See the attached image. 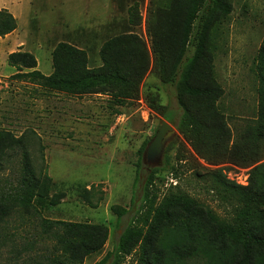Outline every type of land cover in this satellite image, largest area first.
<instances>
[{
	"label": "rangeland",
	"instance_id": "1",
	"mask_svg": "<svg viewBox=\"0 0 264 264\" xmlns=\"http://www.w3.org/2000/svg\"><path fill=\"white\" fill-rule=\"evenodd\" d=\"M228 1L231 11L217 18L207 48L212 76L223 91L215 110L224 121L230 146L258 125L254 66L259 49L264 47V0ZM25 3L30 15L24 23L19 20L14 38L21 39V52L35 57V69L43 76L56 70L64 76L76 75L80 67L76 57L83 58L82 70L113 64L128 72L136 65L146 66L137 97L119 103L112 91L73 94L50 89L37 78L16 77L30 70L17 71L7 59L2 61L0 51V131L21 141L19 147L7 141L0 144V194L16 185L26 157L35 176L46 170L51 180L48 200L54 202L42 211L34 204L27 213L18 210L4 218L0 223V264H36V258L52 253L56 240L41 234L42 218L104 225L107 242L82 263L95 264L112 250L139 209L140 181L147 172L142 164L136 183L139 150L153 138L163 120L150 109L152 100L173 114L169 124L175 129L178 111L174 89L161 81L159 73L160 66L172 57L182 11L178 0ZM180 140L175 129L154 174L158 198L178 188L220 219L231 221L235 205L216 190L221 191L227 182L238 186L245 180L248 183L253 166L246 168L221 159L207 161L188 146L181 147ZM258 148L261 161L257 164L264 163V136ZM92 185L96 189L89 192V198L99 200L95 208L80 196ZM181 227L178 223L168 229ZM131 245L134 251L141 250L138 244ZM133 258L126 257L121 264H135ZM188 261L215 264L213 256L202 252Z\"/></svg>",
	"mask_w": 264,
	"mask_h": 264
},
{
	"label": "trees",
	"instance_id": "2",
	"mask_svg": "<svg viewBox=\"0 0 264 264\" xmlns=\"http://www.w3.org/2000/svg\"><path fill=\"white\" fill-rule=\"evenodd\" d=\"M178 2L182 11L178 35L172 57L160 66L159 77L174 89L179 145L188 146L207 161L221 159L246 168L253 166L250 179L246 186L227 182L221 191L216 190L220 197L235 205L231 221L220 219L211 209L178 188L159 199L154 185L157 168L145 172L139 180L141 156L149 140L140 148L135 165L136 183L142 184L139 209L112 250L95 264L109 261L121 264L129 256L136 257L133 258L135 264H189L188 260L199 252L213 256L215 264H264V163L257 164L261 161L258 146L264 136V47L259 49L254 66L258 79V125L249 128L228 146L224 121L215 110V103L223 91L212 76V57L207 43L217 18L230 13V3L228 0ZM15 29V18L8 11L0 10V38ZM111 44L109 42L108 47ZM75 60L80 65L76 75L64 76L56 70L45 77L35 69L36 59L31 53L16 51L7 56L8 65L17 71L30 70L15 74L16 77L40 79L50 89L73 94L112 91L119 103L137 97L146 71L144 64L136 65L128 72L113 64L97 70H82L83 58L76 57ZM150 109L166 122H173V114L166 106L152 100ZM5 141L18 147L21 143L18 138L5 137L0 131V144ZM39 175L35 176L25 157L16 185L10 192L0 194V223L18 210L29 212L34 204L39 211L54 205L48 200L51 180L46 170ZM95 187L85 188L80 194L91 208L99 201L89 198V192ZM123 214L125 211L118 213V218ZM178 223L182 224L180 229H168ZM39 226L41 234L52 235L56 242L52 253L36 258V264H82L84 258L101 250L108 239L107 229L102 224L42 218ZM132 243L138 244L141 250L134 251Z\"/></svg>",
	"mask_w": 264,
	"mask_h": 264
},
{
	"label": "water",
	"instance_id": "3",
	"mask_svg": "<svg viewBox=\"0 0 264 264\" xmlns=\"http://www.w3.org/2000/svg\"><path fill=\"white\" fill-rule=\"evenodd\" d=\"M174 135L175 129L165 120H161L158 131L147 143L141 156L142 164L146 166L147 172L161 166L165 148Z\"/></svg>",
	"mask_w": 264,
	"mask_h": 264
},
{
	"label": "crops",
	"instance_id": "4",
	"mask_svg": "<svg viewBox=\"0 0 264 264\" xmlns=\"http://www.w3.org/2000/svg\"><path fill=\"white\" fill-rule=\"evenodd\" d=\"M25 2L26 0H0V10L3 9L8 11L15 18L17 23V27L12 33L0 38V43H2L0 51L4 54L2 56V61H6L7 55L10 53L22 50L18 48L21 39H15L14 37L19 30V20L21 19L22 23H24L30 15L29 6Z\"/></svg>",
	"mask_w": 264,
	"mask_h": 264
},
{
	"label": "built area",
	"instance_id": "5",
	"mask_svg": "<svg viewBox=\"0 0 264 264\" xmlns=\"http://www.w3.org/2000/svg\"><path fill=\"white\" fill-rule=\"evenodd\" d=\"M242 184H244L243 186L247 185V180H245L244 182H242Z\"/></svg>",
	"mask_w": 264,
	"mask_h": 264
}]
</instances>
